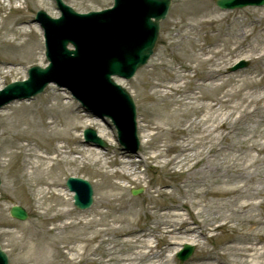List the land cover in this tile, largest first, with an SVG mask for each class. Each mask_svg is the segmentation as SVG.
I'll list each match as a JSON object with an SVG mask.
<instances>
[{
    "label": "rangeland",
    "instance_id": "1",
    "mask_svg": "<svg viewBox=\"0 0 264 264\" xmlns=\"http://www.w3.org/2000/svg\"><path fill=\"white\" fill-rule=\"evenodd\" d=\"M65 1L81 13L99 11L113 5V0ZM214 1L172 0L168 17L161 22L158 44L148 64L138 70L129 81L117 79L118 83L131 92L136 103L138 136L142 142L136 155L121 150L116 131L110 123L85 114L86 112L76 100L53 85L47 87L37 98L15 102L0 110V155L4 139L9 137L6 134L7 127L18 119L31 118L38 122L44 121V117L48 116L60 121L63 116L68 118L73 114L77 120H74V128L70 133L71 140L62 139V142L57 143L73 151L76 147L82 151L81 155H72V158L74 156L78 158L77 161L69 160L59 168V178L62 183L60 191L64 194L60 200H57L52 193H45V187L43 193H40L42 187L35 184L33 180H27L25 176L27 173L30 177V170L27 169L25 172L22 167L24 154L27 152L25 145L29 143L33 145L31 143L37 142L36 136L31 132H26L27 137L23 138L29 143L22 142V147L16 149L18 154L11 168L4 167L8 164L7 158L0 156L2 180L0 244L8 255L9 264H16L17 252L14 248L16 240L10 236L16 228L6 227L5 220L15 223L26 232L28 237L37 242H49L57 248L62 247L63 252L55 255L54 264H88L84 256H81L85 252L93 254L91 257L96 259V264H118L116 258H127L132 253L138 255V264H160L161 262L162 264H196L200 247L194 245L195 252L192 257L186 262L179 261L176 253L183 248L190 237L179 234L170 239V245L167 248V241L163 240V230L172 228L167 225L170 220L175 221L177 226L182 220H187L193 227H196L193 222L198 224L204 221V217L195 215L198 210L192 205L190 193L185 194L189 191L187 186L189 183H185L188 179L186 170L194 163H198L196 169L201 168L207 161L206 155L213 152L219 144H215V140H203L202 137L206 133L202 134L199 120L211 114L215 116L214 110L207 108L208 105L226 102V105L219 109L222 113L219 117L223 119L225 115L233 111L235 105L240 103L241 97L237 96V90L241 82H234V76L258 69L260 75L264 77V60L255 64L254 61L249 60V52L233 53L236 44L230 40L231 31L232 33L236 31L242 23L248 26L245 30L249 33L263 28L264 7L229 11L221 10ZM16 6L21 10H17ZM23 7L26 9L23 10ZM38 10H45L52 17L60 15L55 0H0V89L11 82L26 79L30 67L46 65L40 33L42 29L34 21ZM203 12H212L210 18L203 19L210 22H195L194 15ZM7 19L9 24L3 25ZM19 23L26 28L25 32L11 35L9 30L14 27V24ZM31 28L33 33L29 32ZM259 36L256 32L253 39L247 40L248 45L258 41ZM10 41L26 43V53H32V55L25 57L23 51L10 44ZM206 50L207 52L203 53ZM206 59H210L209 65H212L213 69L220 71L218 78L206 80L209 71V65L204 63ZM240 59L248 61L249 66L237 72L228 73V69ZM247 93L249 91L244 92V95ZM237 117L238 113L233 114V118L237 119ZM50 118L47 119L48 122ZM88 123L92 125L87 126ZM89 127L98 133L99 127L106 130L107 137L103 139L110 142V145L104 154L107 155L108 160L117 159L116 164L119 159L125 165L129 164L127 167L134 172L130 179L112 175V172L116 170L121 173L125 165L120 167L114 165L104 169L103 165L93 161L88 150H95L93 147L82 144L80 136L82 130ZM25 128L26 126L22 125V129ZM254 130L256 136H261L264 126H257ZM224 132L219 130L216 137L219 136L222 140ZM238 136V141L234 139L233 142L237 144L239 154L242 157L257 156L256 151L247 150V147L241 145L244 136ZM186 141L192 142L195 146L191 153L195 155L193 162L185 161L186 155L180 150L181 145ZM227 142L229 144V141ZM30 148L32 146H29L28 150ZM52 151L60 153L55 149ZM123 154L126 156L124 157ZM227 154L228 152L224 153L221 159L227 158ZM52 156L54 163L61 160V156L58 159L56 155ZM70 176L87 179L94 186L95 202L89 210L79 211L74 207L73 195L65 189L66 180ZM206 179L211 180L210 177ZM140 188H144L141 195L131 194L132 189ZM207 201L212 206L218 203L212 196H209ZM180 202H186L188 205L184 209H165L167 206ZM13 205L25 208L29 214L27 221L21 222L11 218L9 211ZM173 213H179L181 217H170L169 215ZM101 218L106 219L107 223L91 228L68 226V222L73 220L86 221ZM121 219H128L129 222H112ZM219 224L221 223L215 222L213 226L216 227ZM113 225L118 229L134 228L142 231L138 236V242L132 246L126 242L131 237L120 238L118 234L112 232ZM233 225L236 224L230 223L217 230H213L214 227L206 229V236L201 237L202 245L207 244L208 252L222 255L224 253L222 247L234 235L231 230ZM159 228L162 231L158 232ZM16 232H18L17 237L21 236V232L18 230ZM77 235L80 236L77 237ZM84 237H87L88 243L83 240ZM102 241L105 242L102 243ZM73 247L78 249L80 256L70 263L67 259L71 258L73 253H70L68 249ZM106 249H113L112 254L106 252ZM149 252L158 254L160 258L141 257L142 253ZM168 258L172 259L166 262Z\"/></svg>",
    "mask_w": 264,
    "mask_h": 264
},
{
    "label": "bare ground",
    "instance_id": "2",
    "mask_svg": "<svg viewBox=\"0 0 264 264\" xmlns=\"http://www.w3.org/2000/svg\"><path fill=\"white\" fill-rule=\"evenodd\" d=\"M211 15L212 12L195 14L196 19L194 21H203V23L210 22V20L203 19L210 18ZM262 19H264V15ZM5 24H9L8 19L4 21L3 25ZM246 27L248 26L242 23L241 27L236 31L233 33L231 31L230 40H233L236 44L233 53L240 54L249 52V60L254 61L255 64H259L264 60V27L257 31L256 29L252 30L250 33L245 30ZM25 30L26 28L19 23L14 24V27L9 30V33L11 35L22 34ZM29 32L32 33L33 30L31 29ZM256 32L257 36L260 35L258 41L254 42L253 45H248L247 40L253 39ZM130 36L131 33L127 35V38L129 39ZM10 44L22 50L25 57L32 55V53H26V43L20 44L15 41H10ZM206 52L207 50L203 53ZM209 62L210 59L204 60L206 65H209ZM219 74L220 71L213 69V66L209 65L206 80H214L220 76ZM233 81L241 82V86L237 90V96L241 97L240 103L235 105L233 111L225 115L223 119L219 117L222 114L219 109L224 107L226 102H217L208 105L207 108L211 111L214 110L215 116L211 114L199 120L202 134L206 133L202 137L203 140H215V144H219V146L213 152L206 155L207 161L201 168L196 169L198 163H194L186 170L188 179L185 183H189L187 184L189 191L187 193L185 192V194L190 193L192 205L198 210L195 215L197 217H204V221H200L198 224L193 222L196 225V227H193L187 220H182L179 226L176 225L177 223L175 221L170 220L167 225L172 228L163 230V240L167 241V248L170 245V239L179 234L190 237L186 243L200 247V254L196 258V264H264V132H261V136H256L254 130L257 126H264V77L260 75V71L257 69L247 71L245 74H238L234 76ZM246 91H249V93L244 95ZM251 107L253 108L250 109ZM237 113V119L233 118V114ZM75 119L74 114L68 118L63 116V119L60 121H56L53 118L51 122L47 123L43 120L36 122L34 119L26 118L18 119L14 124L9 125L6 130V134L9 137L4 139L3 149L0 155L1 158H7L8 164L4 167L7 169L8 167L11 168L12 162H14L18 154L16 149L22 147L21 143L24 141L25 133L28 131L31 132V134L36 136L37 142H34L33 145H30V143L25 145L27 152L24 155L23 169L25 172H27V169L30 170V177L27 173H25V176L27 180H33L35 184L42 187L40 193H43V188L45 187V193H52L57 200H60V197H64V194L60 191L62 183L59 178V168L63 164V161H77L78 158L72 160L71 157L73 154L81 155L82 151L78 147L74 151L68 148L69 150L67 152L62 153V155H65L64 160L62 159L56 163H51V158L46 155L54 149L57 151L66 148L56 143L62 139L71 140L70 133L73 131ZM22 125H25L26 128L22 129ZM91 125V123L87 124V126ZM219 130L225 131L221 137L222 140L219 136L216 137V133ZM99 135L102 138L107 137L106 130L99 127ZM238 135L244 136L243 144L241 145L247 147V150L256 151L258 153L257 156L242 157L239 154L240 150L236 148L237 144L233 142L234 139L238 141ZM227 141H229V144H227ZM46 143L47 145L44 146ZM52 144L54 145L49 147ZM29 146H32V148L28 150ZM194 149L195 146L192 142L186 141L181 145L180 150L186 155L185 161L193 162L195 160V155L191 154ZM94 150H88L90 152L89 155L95 163L103 165L104 169H109L116 164L117 159L108 160L103 150L98 148ZM226 152H228V157L222 160L221 157ZM120 164H122L121 166L125 165L119 159L117 165L120 166ZM125 166L126 169H122L121 173L116 170L114 173L112 172V175L130 179L134 172L130 167H127L129 164ZM208 177L211 178L210 181L206 179ZM209 196L217 199L218 203L215 206L208 203L207 199ZM186 205L188 203L180 202L167 206L165 209H184ZM169 216L175 218L181 217V214L173 213ZM112 222L129 221L128 219H121ZM215 222L221 224L214 227L213 224ZM106 223L107 220L104 218L86 221L73 220L68 222V226L73 228H91ZM230 223H235L236 225L231 227L234 235L222 247L224 253L218 256L208 252L207 244L202 245L201 242V237L206 235V229L214 227L213 230H217L221 227L228 226ZM5 226L14 227L16 231L18 230L22 233L19 237H17L18 232L16 231L10 233V236L16 240L14 243V248L17 252L16 264H54L56 262L55 255L63 252L62 247L57 248L53 243L37 242L28 237L26 232L13 222L5 220ZM112 229V232L118 234L120 238L131 237L126 242H129L132 246L138 242V236L142 232L134 228L125 230L118 229L116 226L112 227ZM159 231H162V229L159 228ZM144 233L146 232L144 231ZM79 236L77 235V237ZM83 240L87 243L89 242L87 237H84ZM104 242L102 241V243ZM112 250L106 249V252L112 254ZM54 251L56 252L55 254ZM68 251L73 254H71V258L69 257L67 261L73 263V260L77 256H80L79 251L75 247L69 248ZM150 252L148 254L142 253L143 255L141 257L144 259L146 257L149 259L160 258L158 254ZM82 254L81 256H84L88 264H96V259L91 257L93 254L88 252ZM171 259L168 258L166 262ZM138 261V255L133 253L128 255L127 258H116L118 264H138Z\"/></svg>",
    "mask_w": 264,
    "mask_h": 264
},
{
    "label": "water",
    "instance_id": "3",
    "mask_svg": "<svg viewBox=\"0 0 264 264\" xmlns=\"http://www.w3.org/2000/svg\"><path fill=\"white\" fill-rule=\"evenodd\" d=\"M58 2H61V0H57ZM147 4L149 5H154L157 7L156 10H150L148 12L145 13V16L142 17L144 19V23H145V38L143 41H141V44H139L138 46H136L137 48L134 49L133 51H128L126 54V61L125 63L119 67L117 65H112L109 69L108 72L105 75V79L107 81V83L110 84V86L113 88L111 82H110V76L112 74H119L125 77L130 78L135 71L143 66L144 64L147 63V60L149 59L150 55L152 54L153 48L156 44L157 38H158V34H159V23L162 19H164L167 15V12L169 10L170 7V0H145ZM119 2V0H117V3ZM217 4L222 6V7H227V8H235V7H243L249 4H264V0H218ZM152 18H154L155 20H152ZM132 41H135L137 39H132L130 38ZM40 73H44V71H38ZM19 86V87H18ZM28 87V83H23V84H18L16 86L14 85H10L9 87H7L8 90H6V92L4 94H8L9 91H12V89H16V88H20V87ZM16 87V88H15ZM38 92H40L42 89H37ZM35 90V91H37ZM118 94L120 95V97L123 99L121 100L122 102H124L126 105L129 106L130 108V124L133 128V134L135 132L134 130V118H135V113H134V108H133V104L131 102L130 97L125 93L124 90H120L118 89ZM33 91V92H35ZM32 92V93H33ZM30 94H26V95H22L20 97H26L29 96ZM17 96V95H16ZM95 99L96 102L94 103L96 107L98 108H102L101 107V101L99 100V98H92ZM100 101V102H99ZM107 115L111 116L114 120V122L117 124L118 128L119 124L121 125V120L119 118H117L116 116H114L111 113H106ZM121 133V132H120ZM91 136H95V133H91ZM136 141V139H135ZM97 142H100L101 145L104 146V144L99 140ZM138 149V142L136 143V147L132 149V151H137ZM79 182H82L81 180H78ZM85 183V182H82ZM69 187L72 190H75L77 192V195L75 196V200H76V205L79 208H86L88 207L89 204L92 203V198H91V191H89L88 193V202L85 203V200L83 198H85L86 194L83 195L80 192H78V190L76 188H73L72 186L69 185ZM136 194V192H134ZM12 214L15 217H18L20 219H25L27 217L26 213L24 212V210H22L21 208H14L12 210ZM188 254L185 256H183V258H186L191 252H192V248H188ZM0 264H8V260L6 255L1 251L0 249Z\"/></svg>",
    "mask_w": 264,
    "mask_h": 264
}]
</instances>
